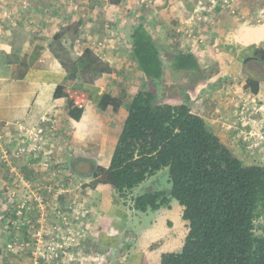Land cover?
<instances>
[{
  "label": "crops",
  "instance_id": "crops-1",
  "mask_svg": "<svg viewBox=\"0 0 264 264\" xmlns=\"http://www.w3.org/2000/svg\"><path fill=\"white\" fill-rule=\"evenodd\" d=\"M9 1L11 14L0 34V122L31 127L43 116L56 118L54 138L48 137L44 145L41 142L44 152L38 157L24 156L21 165H25L29 176L42 179L45 174L38 161L44 156L59 168L61 180L67 178L62 184L69 182L70 174L69 188L74 189L68 194L76 201L78 211L65 230L84 226L67 256L77 260L74 264H160L163 253L181 249L188 232V221L182 218L183 206L171 199L168 206L138 211L133 207V198L140 186L123 195L109 184L90 187L89 178L74 176L66 164L71 157H91L105 167L109 164L127 116L128 102L122 95L125 89L129 92L146 83L128 49L129 33L136 22L146 24L164 47L194 53L205 80L195 83L193 94L185 93L190 109L206 120L230 150L246 146L234 129L221 128L218 120L233 119L244 102L234 103L239 91L241 96H251L245 94V79L238 87L224 83L239 75L240 68L249 61L247 57L264 41V14L262 20L259 18L264 0H236L234 13H229L219 0L214 8L210 0H150L149 5L139 0H30L24 8L21 0ZM199 1L206 8L202 15H216L215 25L194 18L200 10ZM73 3L82 10L75 11ZM97 40L104 41L102 46H97ZM86 47L107 62L112 72L93 81L77 72L74 85L88 89L90 96L76 121L67 114L65 98H56L53 93L57 85L67 83L68 71L62 62L76 59ZM124 65V77L114 80L115 67L122 71ZM131 71L135 75L133 83L128 80ZM168 72L164 69V76ZM120 88H124L123 93ZM262 88L264 82L259 85V90ZM231 93L234 97H229ZM103 94L120 97L122 104L117 110L111 105L102 108ZM20 138H25L24 132ZM13 140L9 135L4 142L7 145ZM2 167L0 164V178L1 173L5 177ZM53 220L60 223L57 216ZM58 264H64L63 259Z\"/></svg>",
  "mask_w": 264,
  "mask_h": 264
},
{
  "label": "trees",
  "instance_id": "trees-1",
  "mask_svg": "<svg viewBox=\"0 0 264 264\" xmlns=\"http://www.w3.org/2000/svg\"><path fill=\"white\" fill-rule=\"evenodd\" d=\"M128 49L146 83L127 104L108 166L91 157H71L67 168L89 178L90 187L109 184L122 195L167 170L168 187L156 186L133 198L138 211L157 210L171 199L183 206L188 232L181 249L163 253L160 264H264V166L244 162L223 144L192 112L187 94L177 101L156 94L166 67L189 73L194 83L202 80L194 53L164 47L143 22L131 28ZM253 55L264 66V48L255 47ZM62 64L67 83L57 85L53 95L65 98L68 116L77 121L90 96L88 89L74 85L77 72L93 81L112 67L90 47ZM261 82L264 76L248 75L244 89L255 95ZM121 104L120 97L103 94L100 106L117 110Z\"/></svg>",
  "mask_w": 264,
  "mask_h": 264
},
{
  "label": "built area",
  "instance_id": "built-area-1",
  "mask_svg": "<svg viewBox=\"0 0 264 264\" xmlns=\"http://www.w3.org/2000/svg\"><path fill=\"white\" fill-rule=\"evenodd\" d=\"M141 3L149 5L150 0H139ZM221 5L228 9L229 13H234L236 0H219ZM212 7L216 0H210ZM30 0H21V7H27ZM200 10L194 16L199 21L206 22L210 26L215 25L216 15H202L201 11L206 10L202 2L199 1ZM75 11L82 10L78 4H72ZM11 14L10 1L0 0V34L3 32V24L9 19ZM101 41H96L97 46H102ZM249 101L253 105H249ZM259 118L256 125H252L254 119ZM219 126L223 129H234L237 137L244 142H251L252 149L264 148V88L258 90L249 100H245L240 109L237 110L233 119L229 122L219 119ZM56 118L43 116L36 125L31 127L11 122H0V164L5 167L6 180L0 186V201L3 202L4 214L0 220L4 223L0 226V264H13L10 259L3 258L5 255L22 254L29 252L33 255V264H58L65 255L69 247L74 243L71 236L73 230L65 231L70 225V218L75 215L78 208L68 205L71 209L69 214L61 210L60 200L69 188L71 177L67 174L69 182L62 184L59 178V168L48 157H42L38 165L43 170L45 176L42 179H35L33 176H26L21 170L22 158L24 156L38 157L40 152H44L41 146L47 142V138H54L52 135ZM244 129L243 125H247ZM24 132L25 138H20ZM49 133V136H48ZM13 137V143L5 144L7 136ZM18 138V139H17ZM27 139L31 141L26 142ZM39 154V155H38ZM38 155V156H37ZM66 176V175H65ZM76 187V185H75ZM73 203V202H72ZM50 206L55 209L60 223L53 220L50 222L47 210ZM64 230H63V226ZM4 235L3 237L1 235Z\"/></svg>",
  "mask_w": 264,
  "mask_h": 264
},
{
  "label": "rangeland",
  "instance_id": "rangeland-1",
  "mask_svg": "<svg viewBox=\"0 0 264 264\" xmlns=\"http://www.w3.org/2000/svg\"><path fill=\"white\" fill-rule=\"evenodd\" d=\"M225 9L228 10L227 8H225ZM262 14H264V12L260 13V15H259V18L261 20H262V17H261ZM258 46L264 47V41L260 42L258 44ZM170 49H173V48H170ZM209 64H212L211 59H210ZM115 69H116V71H115L116 72V78H114V80H118V77H120V76H122V78H123L125 65L121 67L122 71L119 70V67H117V66L115 67ZM133 69L136 72V69L135 68H133ZM165 69L167 71H169L167 73V75H165V80L167 79V84L161 85L160 87L155 89L158 97H163V98H166V99L171 100V101H177V100L183 99L185 96V93H187L189 95V94H193L196 91V89H195L196 85L193 82V78L189 73L183 72V71L173 70L169 67H166ZM131 73L132 74H130V76L128 77V80H130V82L133 83V81H132L133 76L135 77L134 71H131ZM248 75L254 76L256 78L263 77L264 76V66L258 61L255 62V61L249 60L248 62H245L243 64V66L240 68L239 75L237 74L234 78L233 77L227 78L224 84L225 85H231V86L234 85L235 87H238V86L242 85L243 79H245V77ZM168 79L171 80L172 84H170ZM203 79L205 80V78H203ZM206 79H207V77H206ZM120 80H122V79L120 78ZM157 81L158 80H156L154 82L156 85H154V83L151 85V88L153 86L158 85ZM141 86H142V83L140 85H138L136 88L129 89V92H126V91H128V89H125V93H123L124 88H120V89H122V93H123L122 97L126 103L129 102L132 94H134L136 89L138 87H141ZM262 86H263V84H262ZM163 87H164V89H163ZM186 89H188L190 93L188 92V90H187V92H185ZM199 93L200 92H198L197 95ZM234 94L235 93L229 94V97H234ZM241 94H242L241 91H239L238 94L235 95L234 103H236V105H237V103L240 104L242 101H245L243 99L246 98L247 100H249L253 96V95H251L250 97H246L245 95L241 96ZM245 94H247V92ZM249 105L252 106L253 103L249 101ZM258 121H259V118L254 119V121L252 122V125L253 126L256 125ZM241 127H243L244 129H247L246 127H249V126L247 124V125H243ZM239 139L241 140V138H239ZM242 142L246 143V146L239 145V146H236L231 151L246 163L264 166V148L263 149L262 148L252 149L251 148V145H252L251 142H244V141H242ZM2 168L5 172V177L1 173L0 180L1 179H3V180H1L0 186L6 180V170H5V167H2ZM21 170H22V172H24V174L28 175V171H27V168H25V165L24 166L21 165ZM0 172H1V168H0ZM158 174H157L158 176H152V177L148 178L146 181L142 182L140 185H138V187L140 186V189L138 190V192L142 193L144 191H148L151 188H155L156 186H158V188L162 187V186L168 187L169 184H167V170L166 169L162 170V171L158 172ZM64 177H66V176L64 175ZM64 179H65L64 181H68L67 178H64ZM72 179H73V182H75V178H72ZM64 181L62 180V183H65ZM160 182L162 184L158 185V183H160ZM71 190H73V189H70L69 192H71ZM69 192L65 193L67 195H63L62 199L60 200V201H63L65 204V205L61 206V210L65 214H69L71 212V209L69 208L68 205L76 204V201H73L72 200L73 197L70 196L71 193L68 194ZM4 206H6V204L3 205V202L0 201V216L4 214V210H3ZM47 213H49L50 222L53 223L52 220L56 214L54 207L50 206L47 210ZM1 224H2V228L4 229V223H2V220H0V226H1ZM257 224H262V221L257 222ZM83 226H84V224L80 225L79 227L75 226V228L72 226L73 231H71L72 232L71 236L74 237L75 242L77 240L76 239L77 236L80 234V231L83 229ZM63 227H65V225H63ZM65 231H70V230H65ZM1 236L3 237L4 235L2 234ZM79 240H80V238H79ZM20 256L15 255V254H10V255L3 256V258L10 259V261L13 264H16V263L17 264H26V263L27 264H33L34 258H33V255L31 253L25 252V253H22ZM65 256L66 257L63 258L64 264H74L75 263L74 261H77V260L72 259L71 255H69V256L65 255ZM40 264H46V263L44 261H40Z\"/></svg>",
  "mask_w": 264,
  "mask_h": 264
},
{
  "label": "flooded vegetation",
  "instance_id": "flooded-vegetation-1",
  "mask_svg": "<svg viewBox=\"0 0 264 264\" xmlns=\"http://www.w3.org/2000/svg\"><path fill=\"white\" fill-rule=\"evenodd\" d=\"M247 58H249L248 60H256V59H254V55L252 54V55H249ZM257 61V60H256ZM247 62V61H246Z\"/></svg>",
  "mask_w": 264,
  "mask_h": 264
}]
</instances>
